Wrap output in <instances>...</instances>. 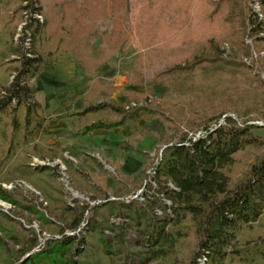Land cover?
<instances>
[{
	"label": "trees",
	"instance_id": "16d2710c",
	"mask_svg": "<svg viewBox=\"0 0 264 264\" xmlns=\"http://www.w3.org/2000/svg\"><path fill=\"white\" fill-rule=\"evenodd\" d=\"M37 1L25 8L21 0H0V199L11 204L26 225L35 221L50 237L39 251L30 253L38 244L35 230L0 210V264H264V232L258 230L264 229V152L245 160L239 174H231L252 147L264 146V138L252 133L254 126H234L232 118L226 117L224 125L206 126L193 140L182 126L190 127L197 111L168 99L152 106L138 105L129 89L138 85L147 67L163 60L158 76L175 72L181 89L200 86L205 100H219L211 108L217 111L215 119L228 111L238 117L264 113V81L253 74V63L242 61L251 56L246 38L264 34V20L254 23L252 17L257 16L251 14L249 1L154 0L140 10L134 23L144 50L124 74L123 84L107 89H120L126 102L108 97L93 103L81 95L72 110L59 117L44 113L32 81L43 68L40 47L44 44L55 61L72 41L63 32L64 12L59 16L54 4L42 12L40 6H34ZM260 4L264 6V0ZM23 9L44 15V21L29 25L28 47L14 42ZM223 44L229 50L227 57L223 56ZM164 85L160 80L152 86L162 98ZM141 117L144 123L134 127L128 140L111 144L132 151L131 142L153 134L157 145H165L161 160L153 166L158 185L145 182L146 190L155 193L144 198L145 205L125 197L140 188L148 176L144 172L129 176L118 164L107 189L121 199L106 197L92 207L78 202L71 206L64 198L56 167L30 165L32 157H60L78 187L99 192L103 182L91 185L83 170L57 156L62 149L56 139L124 126ZM74 118L82 122L70 129L46 128L48 120L73 122ZM63 151L102 169L101 163L80 147L69 145ZM18 180L39 192L46 205L37 202L34 192L16 184ZM10 183L15 185L13 189L3 188L2 184ZM158 195L169 204L164 207ZM155 208L161 211L159 215ZM87 210L92 217L86 221L85 235L67 234L78 230ZM114 214L130 218L142 234V240L135 242L141 249L127 251L121 262H116L112 243L113 239L122 241L124 226H115L120 232L113 233L110 217Z\"/></svg>",
	"mask_w": 264,
	"mask_h": 264
},
{
	"label": "rangeland",
	"instance_id": "374dc122",
	"mask_svg": "<svg viewBox=\"0 0 264 264\" xmlns=\"http://www.w3.org/2000/svg\"><path fill=\"white\" fill-rule=\"evenodd\" d=\"M31 1L33 2V0H21V5L26 8ZM248 1L251 7V14H255V16H257V19L252 17L254 23L257 24L261 20H264V6L260 4V0ZM150 3H154V0H39L34 4V6H40L43 12L47 10L51 4H54L53 6H56L55 9L59 16H61V11H63V27H65V31L63 32L67 35L69 40L74 41V39L77 38L82 40V38H84L95 48L99 47L103 53V56L106 57L111 55L112 51L115 50L114 55L116 59H118L119 64L118 70L120 76H123L124 82V74L130 71L138 52L144 50L136 38L134 23L140 10L148 7ZM42 12L39 14V12L36 10L30 11V9H23L21 13V21L18 24L16 33L14 35L15 43H22L23 47H25L26 43L27 45H30V41L26 42V39H30V37L27 38V32H30L28 27L31 23H41L44 21V15ZM246 43H248L250 46L251 56L249 58H242V61L248 65L253 63V74H258L264 81V34L247 37ZM70 46H73V44ZM62 49H64L63 46ZM40 51L43 56L50 57V55L47 54L48 49L44 44L40 47ZM222 51L223 56L227 57L229 54L227 45H222ZM163 64L164 61L159 60L154 66L147 67L144 70L138 85L129 87V89L133 90V98L136 100L138 105L152 106V104L155 105L156 101L160 99H168L184 106L187 109L197 111L198 116L194 120V123L190 127L182 126L183 131H185L187 134V137L203 134L204 127L206 126H214L216 123V125L219 123L224 125L225 118L231 117L234 121V126H254V128L251 130L252 133L264 138V113H251L246 117H238L232 111H228L218 117V119H215L214 116L217 115V111H212L211 108L215 107L219 100H205L202 96V93L200 92V86L190 90L181 89L177 80V73L175 72L158 76L157 71L162 68ZM160 80H162L165 84V94L163 98L159 93L153 91L152 89V86ZM110 84H113V82H107L106 80H103L101 87L97 85L94 86L97 92L101 94L102 91H104V88ZM105 90L107 94L110 93L107 91V89ZM117 95V99L122 100L118 103L126 102V97L122 92ZM146 95L148 96V99H145ZM108 96L109 95H107V98ZM98 99H100V97H98ZM97 102L98 100L94 101V103ZM132 105H135L134 102ZM209 118L213 119L206 123V120ZM144 120L145 118L141 117L135 123L128 122V125L121 129L110 130L108 137L110 139L116 140H128L134 133V127L137 125H142ZM37 134L38 133H36V136ZM97 134L98 133H90L84 137L65 138L60 140L58 143L62 150L58 151L57 156L61 155L64 158L71 160L75 168L83 170L87 175L86 181L91 185L93 183L103 182L102 189L99 192L78 187V184L70 175L60 157H57L54 160H50L48 158L32 157L30 160V165L32 159L37 158L38 160H41L45 163L43 165L37 166L56 167L58 181L62 184L65 193L64 198L67 201V204L71 206L78 202L80 204H88L89 207H92L94 204L103 201V198L106 197L107 200L118 201L121 199L114 197L107 189L108 180L111 181V177L116 176L115 168L118 166V164L121 165L122 169L129 176H135L140 172H144V174L148 176H146V179L143 180L140 188H137L135 192H131L125 197L127 201L132 200L138 204L145 205L144 198L155 194L153 191L149 192L146 190L145 182H151L154 187L158 185V181L153 179V166L161 160L162 149L165 147V145H157L155 135L148 134L137 142H131L134 149L132 151H127L125 146H114L108 141V137L103 135L98 136ZM70 144H78V146L80 145L82 151L86 155L93 156L101 163L102 169L100 170L98 166L93 164L90 160L84 159L82 156L78 159H75L66 151H63V148L65 146H69ZM120 152L125 153V156H120ZM263 152L264 146L260 148L252 147L250 154L245 155L246 157H239L240 164L238 163L236 168L232 170L231 174H239L238 171L240 166L246 162L245 160L248 161L252 160L253 158H257L260 153ZM61 166L65 169L64 173L61 172ZM18 182L19 185L23 187V189L31 190L38 196V203H42L43 206L46 205V202H43V198L39 192L32 189L31 186L24 182L19 180L17 183ZM10 184H2V186L7 190H11L15 187V185L12 188H8ZM93 195L99 198L93 200ZM158 199L163 206L168 204L162 195H158ZM0 210L16 218L25 228L32 227L35 230L38 244L30 251V253L39 251L46 239L50 237L49 234L40 231L38 223L35 221H33L31 225H26L25 220L22 219L15 211H12V205L1 199ZM102 212L103 214L107 213L105 210H102ZM154 212L158 215L161 213L158 208H155ZM91 217L92 213L87 210L78 230L66 233L83 237L86 232V221ZM93 219L104 225V222L98 219L97 216H93ZM110 223L114 225V234H118L120 232V230L115 226H124L123 231H121L123 236L122 241L119 242L118 239H113L112 243V250L116 252V262H121L127 251L136 252L137 250L141 249V247H138L135 242L136 240H142V234L140 232V228L136 226V224L130 218L127 219L114 214L112 217H110ZM258 230L262 233L264 232L262 227H259ZM105 233L109 234L108 231H105ZM74 259L75 261L77 260L76 257H74Z\"/></svg>",
	"mask_w": 264,
	"mask_h": 264
},
{
	"label": "crops",
	"instance_id": "0c3cea01",
	"mask_svg": "<svg viewBox=\"0 0 264 264\" xmlns=\"http://www.w3.org/2000/svg\"><path fill=\"white\" fill-rule=\"evenodd\" d=\"M72 44L73 46L64 54L59 55L55 61L50 57L43 56V69L33 79L36 90L35 98L42 105L44 113L53 117H59L61 114L71 111L73 104L80 99L81 95L93 103L95 100H98V102H100L99 100H105L107 95L115 101L121 102V99H117V94L121 93L119 89H114L109 94L105 90L111 87L117 88L123 84L124 78L120 76L118 70L119 64L118 59L114 55L115 50L112 51L111 55L106 57L103 56L99 47L95 48L84 38L82 40L79 38L74 39ZM103 80L107 82L112 81L113 84L104 88V91L100 94L94 85L101 87ZM81 92L83 94H80ZM81 122L82 119L78 118H74L73 122L48 120L46 128L49 131L70 129L72 125H79ZM127 125L128 123L124 126L110 129H96L88 134L98 133V136L103 135L108 137L110 130L121 129ZM62 139L65 138H58L56 141L59 142ZM107 139L109 142L118 141L109 137ZM54 141L52 140L51 142ZM70 145L78 146V144Z\"/></svg>",
	"mask_w": 264,
	"mask_h": 264
},
{
	"label": "built area",
	"instance_id": "2783aa9c",
	"mask_svg": "<svg viewBox=\"0 0 264 264\" xmlns=\"http://www.w3.org/2000/svg\"><path fill=\"white\" fill-rule=\"evenodd\" d=\"M38 15V14H37ZM30 33L29 32H27V38H29V35ZM28 41H30V39H26V42H28ZM25 46L26 47H28L29 45H27V43L25 44ZM218 125H220V123L218 124ZM218 125H214V126H218ZM202 135V134H201ZM201 135H197V136H191V138L194 140L195 138H197V137H199V136H201ZM43 164H45L43 161H41V160H38L37 158H33L32 159V162H31V166H37V165H43ZM48 164V163H47ZM61 172L62 173H64V171H65V169L61 166ZM17 183V182H16ZM17 184H19V182L17 183ZM12 187H14V185L13 184H10L9 186H8V188H12ZM168 202V201H167ZM168 204H169V202H168Z\"/></svg>",
	"mask_w": 264,
	"mask_h": 264
}]
</instances>
